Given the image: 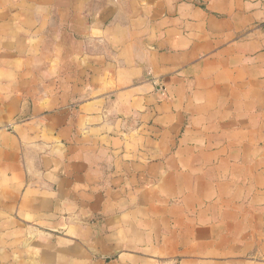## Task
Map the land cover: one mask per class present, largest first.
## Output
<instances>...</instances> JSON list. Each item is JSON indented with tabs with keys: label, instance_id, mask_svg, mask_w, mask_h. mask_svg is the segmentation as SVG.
<instances>
[{
	"label": "crops",
	"instance_id": "crops-1",
	"mask_svg": "<svg viewBox=\"0 0 264 264\" xmlns=\"http://www.w3.org/2000/svg\"><path fill=\"white\" fill-rule=\"evenodd\" d=\"M0 264H264V0H0Z\"/></svg>",
	"mask_w": 264,
	"mask_h": 264
}]
</instances>
